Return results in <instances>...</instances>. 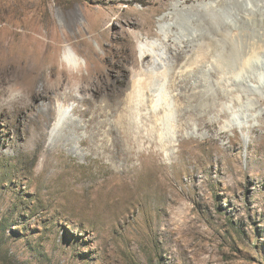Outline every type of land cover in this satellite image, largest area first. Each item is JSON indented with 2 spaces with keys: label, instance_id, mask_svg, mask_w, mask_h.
<instances>
[{
  "label": "rangeland",
  "instance_id": "obj_1",
  "mask_svg": "<svg viewBox=\"0 0 264 264\" xmlns=\"http://www.w3.org/2000/svg\"><path fill=\"white\" fill-rule=\"evenodd\" d=\"M173 1L0 0V264H264V95L241 126L193 77L172 124L131 106L135 78L156 87L138 41ZM191 48L168 41L167 71ZM62 102L73 122L54 130ZM41 173L62 181L40 180L42 202Z\"/></svg>",
  "mask_w": 264,
  "mask_h": 264
},
{
  "label": "bare ground",
  "instance_id": "obj_2",
  "mask_svg": "<svg viewBox=\"0 0 264 264\" xmlns=\"http://www.w3.org/2000/svg\"><path fill=\"white\" fill-rule=\"evenodd\" d=\"M150 14H147L148 17L146 16L144 20L137 19L133 25L151 29L153 20ZM71 18L75 20L74 14H71ZM92 21L95 27L99 25L97 19ZM157 31L161 34V38L146 37L138 41L140 58L151 57L148 68L151 75L148 77L156 80L154 93L150 95L146 93L141 79L135 78L132 83L129 98L131 106L139 115L142 111L140 103L149 97L150 105L147 109L149 115L156 117L166 113L168 121L172 124L171 121H175L177 85L191 77H193V87L199 95L208 94L214 98L218 95L222 96L223 109L229 113L231 116L229 122H234L233 124L241 126L243 122H247L246 118L249 116L255 119L258 109L263 110L258 105L261 102L260 96L264 95V0H192L190 3L187 0H174L170 9L159 16ZM171 40L179 45L187 42L192 48L190 53L179 64L177 63L178 67H173V71L168 72L164 56L168 54L167 42ZM64 58L76 69L84 63L70 46L66 49ZM228 58L235 59L241 65L233 74H229L231 71L227 69ZM159 67H163L160 75L157 74ZM31 70L34 73L35 69ZM214 74L217 79H214ZM30 81L33 88L37 80L32 78ZM208 81L214 86L212 91L207 85ZM29 93L37 95L34 90ZM56 108L58 114L54 118V130L73 122L70 105L62 102ZM241 117H244L243 120ZM140 128L154 129L153 126L148 127L143 122L137 125V130ZM172 131L174 132L171 130L170 133ZM121 132H124L123 128ZM163 133L160 134L162 141ZM102 147L108 149L109 143L107 141L102 143ZM17 177H22L20 171ZM41 179H49L50 183L60 180L46 178L45 173L39 174L35 183L30 184L29 187L37 189L40 202L44 200V194L40 191ZM29 182L31 181H26L27 184ZM60 188L55 185L54 190L59 193ZM51 191L50 188H46V194L51 195Z\"/></svg>",
  "mask_w": 264,
  "mask_h": 264
}]
</instances>
